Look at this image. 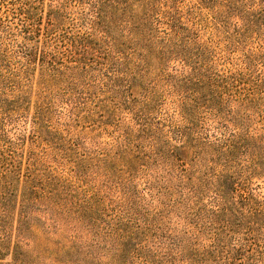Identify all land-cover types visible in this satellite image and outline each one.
Returning a JSON list of instances; mask_svg holds the SVG:
<instances>
[{
  "label": "rangeland",
  "instance_id": "374dc122",
  "mask_svg": "<svg viewBox=\"0 0 264 264\" xmlns=\"http://www.w3.org/2000/svg\"><path fill=\"white\" fill-rule=\"evenodd\" d=\"M40 2L45 14L51 0ZM211 2H177L186 39L174 50L134 39L122 22L84 38L99 58L86 74L14 94L23 103L0 116L12 192L0 264H189L192 226L214 208L217 180L236 184L244 206L253 199L264 240V22L244 29L261 0H233L228 14ZM75 18L73 34L85 36ZM18 192L37 197L29 216L17 214Z\"/></svg>",
  "mask_w": 264,
  "mask_h": 264
},
{
  "label": "trees",
  "instance_id": "16d2710c",
  "mask_svg": "<svg viewBox=\"0 0 264 264\" xmlns=\"http://www.w3.org/2000/svg\"><path fill=\"white\" fill-rule=\"evenodd\" d=\"M178 1L51 0L47 12L43 14L40 0H0V116L9 115L15 110L14 103H20L22 96L14 94L19 95L24 87L30 88L35 82L40 91L49 90L56 87L67 73L86 74L93 69L99 62L95 56L98 51L83 40L92 33L108 37L112 25L120 27L125 22L124 31L134 39L154 40L162 47L168 46L174 50L186 39L181 34V26L172 16ZM195 1L197 5L212 1L226 14L236 8L233 0ZM248 15L249 21L244 24V29L258 28L264 22V0L254 3ZM240 16L244 21V14ZM42 17L45 18L44 24ZM75 17H78L81 25L86 26L88 32L85 36L73 34ZM36 71L40 76L34 80ZM90 76L88 74L87 78ZM181 83L187 86L195 82L185 76ZM213 85L225 93L228 89L227 82H214ZM182 112L181 115L187 120L189 112ZM37 119H34V126L38 123ZM230 135L231 138L221 148L224 153L236 146L233 138L237 135ZM174 158L181 159L175 153ZM9 173V165L0 156V213L8 212L12 198ZM211 187L214 189L211 201L215 206L207 208L204 214L197 213L198 220L192 226L194 230H191L193 247L188 263L264 264V240L261 241L258 223L252 220L255 214L251 204L253 199L247 197L249 202L244 206L247 199L234 183L217 180ZM13 197L20 218L29 216L30 204L37 197L28 198L25 192L15 193ZM236 230H240L236 244H228L227 237ZM133 252H137L136 248ZM170 263L173 264L172 261Z\"/></svg>",
  "mask_w": 264,
  "mask_h": 264
}]
</instances>
